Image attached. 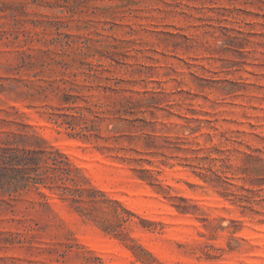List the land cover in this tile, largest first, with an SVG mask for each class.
Returning a JSON list of instances; mask_svg holds the SVG:
<instances>
[{"label": "rangeland", "instance_id": "rangeland-1", "mask_svg": "<svg viewBox=\"0 0 264 264\" xmlns=\"http://www.w3.org/2000/svg\"><path fill=\"white\" fill-rule=\"evenodd\" d=\"M8 138L81 191L0 189V264H264V0H0Z\"/></svg>", "mask_w": 264, "mask_h": 264}, {"label": "trees", "instance_id": "trees-1", "mask_svg": "<svg viewBox=\"0 0 264 264\" xmlns=\"http://www.w3.org/2000/svg\"><path fill=\"white\" fill-rule=\"evenodd\" d=\"M23 141V138L20 140ZM12 138L4 142L6 147L0 146V189L9 193H17L27 187L28 183L57 185L64 195L75 197L80 192V185L73 179L70 165L54 157L53 152L46 150L20 148ZM40 144H45V142ZM43 163L44 171L36 174L37 166ZM72 182L74 188L67 185ZM75 200V199H74ZM76 201V200H75Z\"/></svg>", "mask_w": 264, "mask_h": 264}]
</instances>
